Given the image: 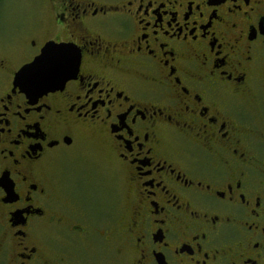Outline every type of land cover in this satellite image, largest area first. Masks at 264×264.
Masks as SVG:
<instances>
[{
  "label": "flooded vegetation",
  "instance_id": "flooded-vegetation-1",
  "mask_svg": "<svg viewBox=\"0 0 264 264\" xmlns=\"http://www.w3.org/2000/svg\"><path fill=\"white\" fill-rule=\"evenodd\" d=\"M33 2L0 32V264H264V0ZM48 41L82 71L36 100Z\"/></svg>",
  "mask_w": 264,
  "mask_h": 264
},
{
  "label": "snow or ice",
  "instance_id": "snow-or-ice-1",
  "mask_svg": "<svg viewBox=\"0 0 264 264\" xmlns=\"http://www.w3.org/2000/svg\"><path fill=\"white\" fill-rule=\"evenodd\" d=\"M207 2H209V0H207ZM245 2H247V0H245ZM198 6L199 5H197V7ZM209 11H212V9H209ZM245 15H247V11H245ZM255 23L258 24L259 31L264 34L261 19ZM49 39L55 40V37H50ZM80 71L82 70L80 67L79 49H73L68 43L57 41L49 44L44 48L42 53L37 54L31 62L25 63V65L18 70L17 82L29 93V95H32L34 89L37 87L46 93L47 87H45V85L53 86L56 81H59V84L56 86L63 88L65 82L69 78L75 79L77 73ZM95 87V83L89 85L84 89L83 93H78L76 99L71 103L75 105L76 100H79L80 108L92 107L93 111H95L94 105L89 103L95 99L91 95V90ZM33 98L39 100V92H37ZM40 103L43 105L45 101L41 100ZM126 115L127 113H125V116ZM105 116L111 118V123L116 126L115 135L121 139L126 137L129 142V147L131 148L133 146V136L131 134L133 130L131 123L124 122V116L122 122L120 116L117 117L116 114L113 113L111 109V100H109V107L105 111ZM134 119V117H130L129 121L134 122ZM136 139H139V137H136ZM0 186L10 187L5 177L0 176Z\"/></svg>",
  "mask_w": 264,
  "mask_h": 264
},
{
  "label": "rangeland",
  "instance_id": "rangeland-1",
  "mask_svg": "<svg viewBox=\"0 0 264 264\" xmlns=\"http://www.w3.org/2000/svg\"><path fill=\"white\" fill-rule=\"evenodd\" d=\"M33 1L35 0H1L0 32L8 34L17 25L23 27L28 17L37 14V3Z\"/></svg>",
  "mask_w": 264,
  "mask_h": 264
},
{
  "label": "water",
  "instance_id": "water-1",
  "mask_svg": "<svg viewBox=\"0 0 264 264\" xmlns=\"http://www.w3.org/2000/svg\"><path fill=\"white\" fill-rule=\"evenodd\" d=\"M52 43H55V41H48L47 43H45V45L42 47L40 53L43 52V50H44L45 47H47L49 44H52ZM64 43H66V42H64ZM68 44H69L73 49H77V47H75L73 44H71V43H68ZM79 56H80V52H79ZM35 57H36V56H35ZM35 57H34V58H35ZM34 58H33V59H34ZM33 59H32V60H33ZM32 60H31V61H32ZM31 61H29V62H31ZM24 65H25V64H23L22 66H24ZM22 66H21V67H22ZM21 67H20V68H21ZM20 68H19V69H20ZM19 69H18V70H19ZM17 72H18V71H17ZM17 72H16L15 77H14V86H15V87H19L22 91H25V90L20 86V84L17 82ZM58 84H59V81H56L55 84H54L53 86L45 85V87H47V90H49V89H55V88L59 87V86H56V85H58ZM38 86H39V85H38ZM25 92H26V91H25ZM37 92H39V95L43 93V91H41V89H40L39 87H37V88L34 89L32 95L35 96V95L37 94ZM27 93H28V92H27ZM28 94H29V93H28Z\"/></svg>",
  "mask_w": 264,
  "mask_h": 264
}]
</instances>
